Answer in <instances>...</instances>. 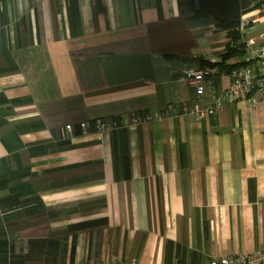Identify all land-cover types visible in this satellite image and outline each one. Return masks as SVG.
Here are the masks:
<instances>
[{
	"label": "crops",
	"instance_id": "obj_1",
	"mask_svg": "<svg viewBox=\"0 0 264 264\" xmlns=\"http://www.w3.org/2000/svg\"><path fill=\"white\" fill-rule=\"evenodd\" d=\"M194 1L0 0V264L264 249V99L131 123L196 99L188 69H216L202 106L230 84L227 32ZM243 17L264 44V10ZM96 118L124 124L84 131Z\"/></svg>",
	"mask_w": 264,
	"mask_h": 264
},
{
	"label": "built area",
	"instance_id": "obj_2",
	"mask_svg": "<svg viewBox=\"0 0 264 264\" xmlns=\"http://www.w3.org/2000/svg\"><path fill=\"white\" fill-rule=\"evenodd\" d=\"M249 26L248 18L244 17L240 24L243 36ZM247 53L244 57L246 63L241 66L231 68V82L228 87L218 96L214 97L213 103L202 106L200 98L206 93L208 84L209 93L215 92L213 76L215 68L205 65L202 68H191L186 70V78L190 84L195 86L197 98L186 100L179 104L170 103L164 111L155 112H134L131 115L132 124H141L160 119L163 116L192 114L197 119H202L208 113L221 108L225 103L247 101L253 106H257L264 99V44L255 38L245 39ZM237 58H229L227 63L234 64ZM124 122H119L111 118H96L92 122L82 121L81 126L84 131L94 128L97 132L104 133L123 126ZM135 259L132 260L134 264ZM210 264H264V249L253 252H244L234 255H223L213 258Z\"/></svg>",
	"mask_w": 264,
	"mask_h": 264
},
{
	"label": "trees",
	"instance_id": "obj_3",
	"mask_svg": "<svg viewBox=\"0 0 264 264\" xmlns=\"http://www.w3.org/2000/svg\"><path fill=\"white\" fill-rule=\"evenodd\" d=\"M191 8L194 16H211L217 27L227 32L228 42L221 66L230 71L232 67L244 65L247 46L240 24L247 11L255 8L264 10V0H196ZM229 58H237L238 61L226 64Z\"/></svg>",
	"mask_w": 264,
	"mask_h": 264
}]
</instances>
